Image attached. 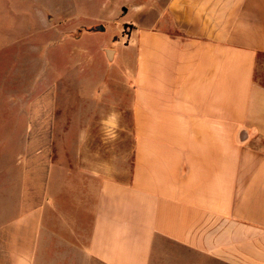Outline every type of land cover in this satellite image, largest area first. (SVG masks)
I'll list each match as a JSON object with an SVG mask.
<instances>
[{"label": "crops", "instance_id": "0c3cea01", "mask_svg": "<svg viewBox=\"0 0 264 264\" xmlns=\"http://www.w3.org/2000/svg\"><path fill=\"white\" fill-rule=\"evenodd\" d=\"M116 3L142 17L130 85L77 94L57 136L37 76L0 153V264H264V0Z\"/></svg>", "mask_w": 264, "mask_h": 264}, {"label": "rangeland", "instance_id": "374dc122", "mask_svg": "<svg viewBox=\"0 0 264 264\" xmlns=\"http://www.w3.org/2000/svg\"><path fill=\"white\" fill-rule=\"evenodd\" d=\"M118 1L0 0V32L5 43L0 52V153L9 150L13 155L23 147L20 135L25 129V104L34 100L41 71L57 83V136L65 119L81 117L78 108L82 102L77 94L98 88L110 93L129 87L134 49L128 34L131 25L137 26L142 17L131 9L122 12ZM48 6L56 12L35 13ZM98 26L104 31H90ZM103 49L117 52L113 62L108 61ZM38 58L41 62L36 70ZM69 128L70 143L55 141L56 151L76 146L81 127ZM63 129L66 133V126ZM73 151H69L71 155ZM7 160L13 165L15 158L0 157V165Z\"/></svg>", "mask_w": 264, "mask_h": 264}, {"label": "water", "instance_id": "95a60500", "mask_svg": "<svg viewBox=\"0 0 264 264\" xmlns=\"http://www.w3.org/2000/svg\"><path fill=\"white\" fill-rule=\"evenodd\" d=\"M90 31H92V32H95V31L103 32L104 31V27L103 26H98L96 28H92ZM106 53H107V56L110 58V55H111L112 51L107 50Z\"/></svg>", "mask_w": 264, "mask_h": 264}]
</instances>
